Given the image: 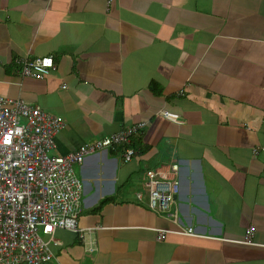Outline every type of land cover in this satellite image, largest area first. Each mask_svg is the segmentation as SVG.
Returning a JSON list of instances; mask_svg holds the SVG:
<instances>
[{"label":"crops","instance_id":"1","mask_svg":"<svg viewBox=\"0 0 264 264\" xmlns=\"http://www.w3.org/2000/svg\"><path fill=\"white\" fill-rule=\"evenodd\" d=\"M0 95L64 119L55 155L145 123L75 166L84 237L57 229L40 264H264V0H0ZM175 161L171 210L200 235L158 238L178 225L147 171Z\"/></svg>","mask_w":264,"mask_h":264},{"label":"built area","instance_id":"2","mask_svg":"<svg viewBox=\"0 0 264 264\" xmlns=\"http://www.w3.org/2000/svg\"><path fill=\"white\" fill-rule=\"evenodd\" d=\"M111 0H106L109 3ZM55 68L51 56L20 60L22 76L42 78ZM160 115L179 122L177 113L164 110ZM145 123H139L104 136L93 143H83L63 155L53 154L57 133L66 125L60 116L52 115L39 105H30L21 98L0 95V264H40L50 261V248L55 231L64 228L84 237L78 225L83 191L75 166L85 158L119 142H127ZM264 151L256 146L254 153ZM135 155L125 148L124 160ZM179 163L172 162L165 172L148 170L150 206L165 212L177 229H161L158 238L167 232L198 236L193 227L184 226L171 206L179 194L176 178ZM253 227H249L239 243L255 244ZM56 242V241H54Z\"/></svg>","mask_w":264,"mask_h":264},{"label":"rangeland","instance_id":"3","mask_svg":"<svg viewBox=\"0 0 264 264\" xmlns=\"http://www.w3.org/2000/svg\"><path fill=\"white\" fill-rule=\"evenodd\" d=\"M169 121H172V120H169Z\"/></svg>","mask_w":264,"mask_h":264}]
</instances>
